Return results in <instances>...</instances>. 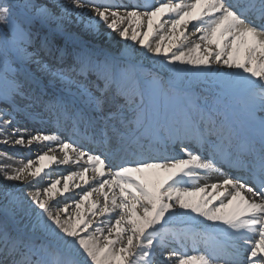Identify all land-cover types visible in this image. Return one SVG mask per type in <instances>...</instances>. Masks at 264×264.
<instances>
[{"label":"snow or ice","instance_id":"obj_1","mask_svg":"<svg viewBox=\"0 0 264 264\" xmlns=\"http://www.w3.org/2000/svg\"><path fill=\"white\" fill-rule=\"evenodd\" d=\"M79 23L93 34L104 25L131 51L101 57L70 31ZM0 25V64L19 61L26 77L0 90L9 105L0 108V146L41 149L19 166L0 163V264H264V0H0ZM137 47L156 66L147 90L128 71L142 64L119 68ZM41 51L58 54L61 66L47 65ZM29 64L47 85L27 74ZM161 73L205 82L213 102L189 88L179 117L161 111L150 102L165 84ZM229 97L245 106L239 142L238 126L217 115ZM37 104L82 129L98 153L58 131L20 126L16 117ZM56 148L62 159L49 155ZM53 165L77 170L52 179ZM212 172L222 178L201 183ZM77 178L86 187L75 183L79 194H68ZM85 202L89 214L65 215ZM174 221H197L206 239L222 240L194 254L182 245L168 251L170 241L195 244L200 235L166 228Z\"/></svg>","mask_w":264,"mask_h":264},{"label":"bare ground","instance_id":"obj_2","mask_svg":"<svg viewBox=\"0 0 264 264\" xmlns=\"http://www.w3.org/2000/svg\"><path fill=\"white\" fill-rule=\"evenodd\" d=\"M123 2L127 3L128 0H123ZM86 22V21H85ZM70 31L79 35L88 45L90 48L93 49V51L97 54L99 53H109L112 57L119 58L123 53H128L131 51V49L128 47V45L123 41V39L116 33L109 32L105 28L104 25H100V30L98 34H93L89 31H87L84 28L83 23L79 24H73L70 26ZM189 31H191V28H189ZM132 43V42H129ZM39 48V40L34 41L31 51H36ZM36 49V50H35ZM58 54L49 55L47 52L41 51L40 52V58L45 62L47 59L53 60V62H50L47 65L51 67H57L61 66L60 62L57 59ZM121 61V60H120ZM69 60H65V65L69 63ZM132 64L136 65H146L148 68H154L156 67L151 63V61L147 58H143L139 48H136V55L134 59L130 61ZM137 72H140V68H135ZM27 74L33 77L39 78L44 85L48 84L47 76L44 75L41 70L37 67L36 64H29L27 66ZM161 76L165 80V84L163 86V90L160 92V94H153L151 97V103L157 106L161 111L167 112L169 114L176 113L179 117L180 113V107L184 102V95L185 92L190 88L192 92L195 95H198L201 98V103L204 102V98H207L208 102L211 104L213 102L214 98V92L215 89H210L209 86L200 80H185L183 78H177L175 80H172L170 77L165 75L164 73H161ZM25 75L23 73L19 74L16 79L19 81L25 80ZM90 80H95L96 77L90 76ZM11 83V82H10ZM10 83H7L6 85L3 84V86L0 87V90L6 89L10 86ZM147 90V88H145ZM60 91L59 85H53L46 88V92L48 95L56 94ZM146 103L149 102L148 96L145 97ZM18 103H20L19 98H17ZM0 108H9V105L3 102H0ZM218 118L220 120H232L240 125H242V122L245 118V106L242 102V100L239 97H229L226 100L221 101L219 105V111H218ZM259 115V114H258ZM5 119H8V117H5ZM20 121V126L28 128L29 131L34 130H42V131H48V132H57L56 129H58L57 126H60L58 122L56 123V118L54 116H51L47 111H45L39 104L35 105L32 108V115L28 117L27 119L21 113L16 117ZM57 124V125H56ZM56 126V127H55ZM3 137H0L2 139ZM55 147V146H54ZM41 151V149L32 148L31 153L27 151V149H21L17 147L16 149H12L10 147H3L0 146V163H8L15 166H19L21 163H26L28 158L35 159V156ZM49 155H55L57 159L63 158V152L56 148L54 152H50ZM7 157H11L12 159H8ZM44 163H50L49 161L45 160ZM39 165V162H37V165ZM68 170H77L75 165H68V166H55L53 165L51 170V178L55 179L57 177H64L68 174ZM90 176L91 173H88ZM203 175V173H202ZM213 176L208 174L207 180H202L201 183H208L211 184L213 182H216L217 179H215ZM47 177L45 178V182H47ZM75 183H81L82 187H86L82 184V182L77 178L75 181L69 182V188L70 193H76L79 194V189H76L74 187ZM19 190L23 191L22 185L17 186ZM62 189L63 187V179L61 182V185H59ZM2 191V190H0ZM211 191V189H209ZM67 195V194H66ZM97 197V194L94 193L93 196L90 198L91 200H95ZM59 198V197H58ZM3 204L4 200L2 196H0V211L4 213L3 210ZM91 207V204L89 202H85L80 206L79 209H76L74 205H70L68 212L65 213V215L71 214L73 219H75L76 212H80L83 215L89 214V209ZM211 223V222H209ZM178 227V228H177ZM193 227L195 229L194 232H197L199 230L207 231V227L204 224H201L197 221H189V222H182V221H174L170 223L169 225H166V228L173 230L174 228L177 229H184ZM174 241H170V245L173 244ZM139 259V258H138ZM157 261H160V257H156Z\"/></svg>","mask_w":264,"mask_h":264},{"label":"rangeland","instance_id":"obj_3","mask_svg":"<svg viewBox=\"0 0 264 264\" xmlns=\"http://www.w3.org/2000/svg\"><path fill=\"white\" fill-rule=\"evenodd\" d=\"M3 26L0 25V31H3ZM36 50V49H35ZM110 55L109 53H99L98 55H101V57L104 55ZM111 56V55H110ZM53 62V60L47 59V61H45V63H50ZM130 63V61H123V60H119V68L123 69L125 67L126 64ZM132 64V63H130ZM21 67V64L19 61L14 60L11 68L8 69L6 66L0 64V87L4 85H6L7 83H10L13 76L17 77L19 74H21V72L17 71V69H19ZM150 68H148L146 65L143 66V69H140V72H137L135 68H128V71L130 73L133 74L134 78L140 82L141 86L143 88H148V85L146 83V81L149 79V77L146 75V72L149 70ZM49 77H47L46 80H48ZM58 86V84H57ZM60 87V86H59ZM163 90V88H162ZM160 90L159 92H156L155 94H160V92L162 91ZM5 216L4 213L2 211H0V220H4ZM159 256V254L157 255Z\"/></svg>","mask_w":264,"mask_h":264}]
</instances>
